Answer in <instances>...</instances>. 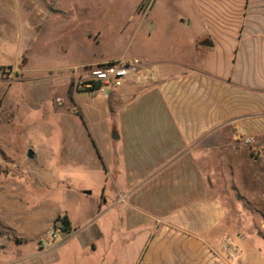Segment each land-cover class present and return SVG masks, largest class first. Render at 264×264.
<instances>
[{
  "label": "crops",
  "instance_id": "obj_1",
  "mask_svg": "<svg viewBox=\"0 0 264 264\" xmlns=\"http://www.w3.org/2000/svg\"><path fill=\"white\" fill-rule=\"evenodd\" d=\"M154 6L141 16L142 65L152 81L147 94L164 122L142 124L136 140L113 146L128 128H105L102 120L135 98L128 81L100 108L85 110V140L72 137L65 152L109 174L112 209L125 206L117 227L120 249L104 252L96 264H252L255 256L264 264V0H177L174 13L163 15ZM5 146L0 133V264L91 262L94 253L57 251L79 225L57 205L35 206L28 199L32 175L41 190L57 179L42 161L32 171V158L15 160ZM103 195L94 219L111 210L102 209ZM240 201L254 212L243 226L228 219L225 207L235 211ZM62 216L67 237L41 247V236ZM225 237L240 250L238 260L221 251Z\"/></svg>",
  "mask_w": 264,
  "mask_h": 264
},
{
  "label": "rangeland",
  "instance_id": "obj_2",
  "mask_svg": "<svg viewBox=\"0 0 264 264\" xmlns=\"http://www.w3.org/2000/svg\"><path fill=\"white\" fill-rule=\"evenodd\" d=\"M174 1L177 0H0V133L6 141L4 153L15 160H25L28 150H32V171L43 164L57 179V183L41 190L32 175L28 196L35 206L57 205L62 214L79 225L70 233V241L57 251L71 257L80 252L94 253L91 262L66 259L62 264H96L102 261L104 252L116 253L122 233L117 228L118 220L125 208L118 204L112 209L115 197L109 174L103 177L91 163L66 158L72 137L85 140L81 125L85 110L100 108L105 101L101 96L79 95L75 99L69 87L72 67L108 61L139 60L143 64L145 26L141 16L153 2L154 11L173 14ZM140 5L141 9L135 11ZM149 76L144 68L132 74L125 84L129 81L135 86V98L102 120L105 128H128L124 140L113 146L130 137L136 140L142 124L164 122L147 94L152 82ZM168 189L175 191L172 185ZM102 190L106 202L102 209L111 210L94 219V207ZM82 191L91 195L83 196ZM225 207L230 213L228 219L240 220L242 226L254 213L250 204L241 201L235 203V211L230 210L231 205ZM92 218L91 226L85 228ZM76 233L78 236L72 238ZM65 237L66 232L58 231L57 239L51 243L44 233L41 241L50 248ZM34 246L32 243V249ZM258 261L256 256L251 260L252 264Z\"/></svg>",
  "mask_w": 264,
  "mask_h": 264
},
{
  "label": "built area",
  "instance_id": "obj_3",
  "mask_svg": "<svg viewBox=\"0 0 264 264\" xmlns=\"http://www.w3.org/2000/svg\"><path fill=\"white\" fill-rule=\"evenodd\" d=\"M140 68H143V65L139 60L131 62L108 61L80 66L71 71L69 87L74 94L106 98L114 90L123 87L129 77ZM56 103L61 105L62 101L57 99ZM250 142L251 139L246 140V143ZM63 226L62 221L56 218L45 232L46 240L54 242L57 239V232L62 231ZM40 245L41 247L45 246L43 242ZM220 249L230 261H236L240 257V250L228 237L220 241Z\"/></svg>",
  "mask_w": 264,
  "mask_h": 264
},
{
  "label": "trees",
  "instance_id": "obj_4",
  "mask_svg": "<svg viewBox=\"0 0 264 264\" xmlns=\"http://www.w3.org/2000/svg\"><path fill=\"white\" fill-rule=\"evenodd\" d=\"M138 9H141V5L138 6ZM57 219H60L62 221V224L64 225L62 231H64V232L69 231V223L67 221V218L62 216V217H58Z\"/></svg>",
  "mask_w": 264,
  "mask_h": 264
},
{
  "label": "water",
  "instance_id": "obj_5",
  "mask_svg": "<svg viewBox=\"0 0 264 264\" xmlns=\"http://www.w3.org/2000/svg\"><path fill=\"white\" fill-rule=\"evenodd\" d=\"M114 139L116 140V139H118V137L114 136ZM33 156H34V154H33L32 150H28L26 158L31 159V158H33ZM87 194H89V192H87Z\"/></svg>",
  "mask_w": 264,
  "mask_h": 264
}]
</instances>
